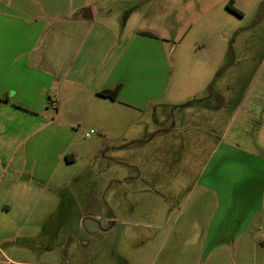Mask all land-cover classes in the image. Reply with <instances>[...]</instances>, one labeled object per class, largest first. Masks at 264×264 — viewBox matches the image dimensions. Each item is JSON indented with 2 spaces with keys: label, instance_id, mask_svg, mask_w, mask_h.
I'll use <instances>...</instances> for the list:
<instances>
[{
  "label": "rangeland",
  "instance_id": "374dc122",
  "mask_svg": "<svg viewBox=\"0 0 264 264\" xmlns=\"http://www.w3.org/2000/svg\"><path fill=\"white\" fill-rule=\"evenodd\" d=\"M230 1L50 2L59 14L94 7L108 35L94 46L95 29L82 43L88 32H76L75 65L87 72L101 56L100 76L53 82L62 104L46 95L16 143L41 217L14 228V258L264 264V164L245 150L264 156V0H233L242 14ZM40 74L27 79L35 90ZM117 84L115 99L97 94ZM1 188L0 202L21 192Z\"/></svg>",
  "mask_w": 264,
  "mask_h": 264
},
{
  "label": "crops",
  "instance_id": "0c3cea01",
  "mask_svg": "<svg viewBox=\"0 0 264 264\" xmlns=\"http://www.w3.org/2000/svg\"><path fill=\"white\" fill-rule=\"evenodd\" d=\"M29 1L31 0H0V13L8 20L0 22V187L8 192L21 191L13 199L0 202V264H62L53 258L38 260L40 257L44 259L42 252L38 254L39 258L36 255L35 258H14L11 254L9 241L15 236L14 228L25 227L29 221L35 222L41 217L36 200L33 195H29L33 194L35 183L23 176L26 170L16 162V143L27 136L28 123H37V114L34 112L41 109L42 104L47 105L46 95H49L51 102H57L55 100L58 98L59 104H62L63 88L53 89V82L59 83L62 77V82L67 80L69 86H74L87 78L93 83L100 76L103 62L101 56H94V63L100 67H91L87 72L81 71L85 75L79 72L80 66L75 65L76 32H88L83 34L84 39L80 40L79 37L78 42L82 43L92 32L91 29H95V46L107 38L108 31L104 24H97L94 7L80 8L79 12H76V8H71L67 14V11L59 14L57 7L51 6L50 2L53 0H32L30 4ZM59 22L64 25L59 27ZM74 26L77 27L76 31ZM37 72L41 74L38 77V90H35L37 79L28 84L27 79L37 78ZM43 78L46 79L45 83H42ZM13 83H18L20 87L12 88ZM27 87L31 90L28 91ZM177 130L169 127L163 131L170 136L177 134ZM250 149L245 150L252 156L261 158L264 164V156ZM202 173L203 169L200 174ZM248 179L244 200L249 205V202L253 203L252 191L256 184ZM262 197L264 203L263 194ZM243 218L251 221L254 216ZM208 232L209 230L206 233L209 234ZM56 234L57 232H53L54 236ZM30 236L37 239L41 234L33 232ZM39 244L42 245V242ZM51 247L47 248V252L53 251Z\"/></svg>",
  "mask_w": 264,
  "mask_h": 264
},
{
  "label": "trees",
  "instance_id": "16d2710c",
  "mask_svg": "<svg viewBox=\"0 0 264 264\" xmlns=\"http://www.w3.org/2000/svg\"><path fill=\"white\" fill-rule=\"evenodd\" d=\"M228 6L232 11L242 14V11H240L238 8L235 7L233 0L230 1ZM120 90H121V84H117L114 87H108V88L99 90L98 95L115 99L118 96ZM72 158H74L73 155H71L69 159H72Z\"/></svg>",
  "mask_w": 264,
  "mask_h": 264
},
{
  "label": "built area",
  "instance_id": "2783aa9c",
  "mask_svg": "<svg viewBox=\"0 0 264 264\" xmlns=\"http://www.w3.org/2000/svg\"><path fill=\"white\" fill-rule=\"evenodd\" d=\"M53 106H56L55 102H54ZM96 133H97V131L92 129L91 131L86 133V137L90 138L93 134H96Z\"/></svg>",
  "mask_w": 264,
  "mask_h": 264
},
{
  "label": "water",
  "instance_id": "95a60500",
  "mask_svg": "<svg viewBox=\"0 0 264 264\" xmlns=\"http://www.w3.org/2000/svg\"><path fill=\"white\" fill-rule=\"evenodd\" d=\"M90 221H92V220H90ZM95 221H97L96 218H94V221H92V222L96 223Z\"/></svg>",
  "mask_w": 264,
  "mask_h": 264
}]
</instances>
